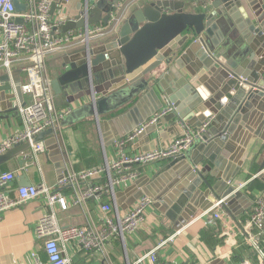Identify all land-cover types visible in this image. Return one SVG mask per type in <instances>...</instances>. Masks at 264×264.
Here are the masks:
<instances>
[{
    "label": "water",
    "instance_id": "water-1",
    "mask_svg": "<svg viewBox=\"0 0 264 264\" xmlns=\"http://www.w3.org/2000/svg\"><path fill=\"white\" fill-rule=\"evenodd\" d=\"M68 1L62 3L67 5ZM59 2L54 0L52 13ZM118 3L119 0H82L79 8L86 11L87 18L75 17L63 31L108 23ZM187 6L182 0L128 4L118 15V30L97 46L93 43L81 47L82 51H73L52 80L54 93L65 95L70 105H79L72 108L68 120L91 116L102 121L103 137L111 138V142L105 141L106 147L165 106L173 112L160 123L173 122V132L177 121L194 129L209 122L197 145L169 160L150 187L145 186L150 180L145 177L116 194L119 210L132 207L143 196L152 198L157 209L175 224L176 232L220 198L237 217L247 211V204L253 203L230 184L244 166L243 156L250 141L253 137L264 138V0H218L203 12L188 11ZM16 9L20 12L23 7L16 3ZM236 31L243 44L238 43ZM216 32L226 35L235 55L227 59L223 50L214 54L213 47L219 44L214 39ZM79 52L81 57L70 64L71 56ZM202 67L209 73V82L199 74ZM21 73L12 72V82L8 73L0 77V118L2 114L18 112L19 106L11 104L14 99L24 101ZM196 110L199 121L193 115ZM156 129L157 126L149 127L138 138ZM39 140L42 136L34 142ZM45 147L56 167L63 170L57 138L45 141ZM29 148L30 144L25 143L1 154L0 166ZM257 172V177L264 180V160ZM63 177L62 173L58 179ZM162 180L167 186H159ZM157 186L160 188L153 191ZM237 201L246 204L241 208ZM218 263L215 260L210 264Z\"/></svg>",
    "mask_w": 264,
    "mask_h": 264
},
{
    "label": "built area",
    "instance_id": "built-area-1",
    "mask_svg": "<svg viewBox=\"0 0 264 264\" xmlns=\"http://www.w3.org/2000/svg\"><path fill=\"white\" fill-rule=\"evenodd\" d=\"M136 1L119 0L108 23L87 25L60 34L59 31L67 22L74 19H68L63 13L53 17L54 0H0V69L10 73L16 64L25 63L23 72L26 80L22 82L21 90L24 97H28L18 110L20 128L0 146V155L13 147L30 144V148L19 155L23 161L21 168L16 171L0 170V215L41 198L46 199L49 212L38 221L35 234L43 242L48 264H70V259L65 255V248L70 243H76L85 252L101 254L111 264L108 245L117 239L125 246L126 236L140 229L148 210L154 206L150 197L143 196L122 212L117 207V192L137 182L143 176L144 169L180 157L191 150L209 125L207 122L201 128L194 129L185 122L177 121L178 132L170 143L148 152H132L142 132L157 126L173 112L167 106L133 132L116 140L117 158L114 161L107 160L103 165L82 171L70 168L62 179L51 186L45 182L20 186L15 191V197L9 196L8 191L20 173L34 165L39 155L46 153L44 140L35 143V139L47 131L54 136L61 133L62 122L72 111V107L64 110L56 107L47 68L48 57L65 47H83L104 40L118 30L120 11ZM197 2L192 0L194 8H199ZM16 3L23 10L17 11ZM77 16L87 18L86 11L82 9ZM19 19L23 22L18 23ZM71 208L80 210L84 222L64 227L57 211L68 212ZM226 209L225 199H217L211 209L202 215L205 225L218 227L224 212L227 213ZM240 230L256 255L255 264H264V195L255 199ZM175 236L163 240L135 264L145 260L149 264H156V251L173 242ZM165 264L177 263L168 261Z\"/></svg>",
    "mask_w": 264,
    "mask_h": 264
},
{
    "label": "crops",
    "instance_id": "crops-1",
    "mask_svg": "<svg viewBox=\"0 0 264 264\" xmlns=\"http://www.w3.org/2000/svg\"><path fill=\"white\" fill-rule=\"evenodd\" d=\"M141 1L143 0H137L135 3H140ZM182 1L187 3L188 11L196 10L203 12L205 7L216 4L218 0H198L200 5L198 9H195L191 4L192 0ZM80 2L82 0H69L67 5H64L62 0H60L57 4L58 9L52 13L53 17L60 16L63 13L68 19H74L81 12L79 8ZM105 15L104 13V17ZM59 33L64 34L65 32L61 29ZM225 36L221 32L219 34L216 32L214 39L219 44L217 47H213V49L215 50L214 54L221 50L225 51V56L228 59L235 55L236 51L232 48L233 44H227ZM236 37L239 39L238 43L243 44V40L238 31H236ZM100 43L96 42L94 45L97 46ZM81 47H65L48 57L47 68L51 80L55 79L63 70L62 66L65 63V58L70 57L73 51H82L83 48ZM79 53L78 55L71 56L70 64L73 65V59L76 60L81 57V52ZM190 62L195 63L193 60H190ZM25 65V63L19 62L10 73L0 69V77L8 73L10 75V81L12 82L13 77L11 73L21 70V80L23 82L26 80V74L23 72ZM199 74H202V77L209 82L210 76L204 70V67L200 69ZM27 100L28 97L26 96L24 97V101L16 98L11 104L20 107ZM55 102L58 110L79 106L78 103L70 105L66 96L63 94L55 93ZM2 115V118H0V146L6 138L17 132L21 125L18 112ZM193 115H195L198 121L200 120L197 110ZM63 122L64 125L62 124L61 133L55 136L57 138V145L63 156V170L56 167L46 149V153L39 155L38 161L34 165L25 172H21L16 178L8 191L9 196L12 198L15 197L16 189L20 186H26L25 183L30 182L31 185H40L45 182L51 186L59 180L58 178L62 173L65 175L70 168L76 171H82L103 165L107 160L112 162L117 158L115 143L108 147L105 145V141L108 140L111 142V138L103 137L101 120L99 122L96 118L90 116L81 120L70 121L66 117ZM172 127L173 122H167L165 125L159 123L156 130L147 133L142 139H137L131 149L132 152H148L170 143L178 132L177 128L176 132H173ZM53 136L54 134L50 133V136L42 137V140L45 143V141ZM255 139L253 137L246 147L243 156L244 166L230 184L236 189L239 188V191L243 192L251 203H254L258 196L264 195V180L257 177L258 172H253L254 168H257L264 160V138L256 139V146L254 144L256 143L254 141ZM169 162L163 161L144 169V174L140 179L145 177L147 180L150 179L145 184L146 187H150L151 183H153L164 166ZM22 163L21 157L18 156L0 166V170L16 171L21 168ZM233 167L234 164H232L230 170H233ZM165 176L169 182V177L167 175ZM211 180L214 182L213 179ZM163 184L167 186L165 180H162L159 186H163ZM159 186L153 188V191L156 192L157 188H160ZM245 204L246 202L237 201L236 205L242 208ZM252 206L253 204L248 203L247 211L238 217L229 209H226L228 214L224 212L222 221L215 228L205 225L204 219L202 218L203 213L200 217L193 219L191 223L176 232L173 229L175 224L170 223L166 219L157 209L154 202L153 208L148 210L145 222L140 229L126 236L125 246L121 240L117 239L108 245L111 258L109 261L111 264H135L138 260L147 256L163 240L169 236L176 235L173 242L156 251V264H165L168 261H173L177 264H210L215 260L220 261L218 264H243L245 262L255 264L256 255L252 246L244 240L242 231L240 230L241 223L245 222ZM126 210L121 211L125 212ZM48 212L49 208L46 205V199L41 198L13 208L0 215V264H48V257L44 250L43 242L37 239L35 234L38 221ZM57 215L61 225L64 227L78 225L84 222L83 215L78 208H71L68 212L57 211ZM65 249V255L70 259V264H109L105 261L107 259L101 254L85 252L76 243L68 244ZM141 264H149V262L145 260Z\"/></svg>",
    "mask_w": 264,
    "mask_h": 264
},
{
    "label": "rangeland",
    "instance_id": "rangeland-1",
    "mask_svg": "<svg viewBox=\"0 0 264 264\" xmlns=\"http://www.w3.org/2000/svg\"><path fill=\"white\" fill-rule=\"evenodd\" d=\"M198 3V5H199V2H197ZM208 5V4H207ZM200 6V5H199ZM207 7H209V6H207ZM62 124L64 125V122H62ZM50 133L51 132H49V131H47V132H45V133H43V135H42V137H45V136H50ZM52 134V133H51ZM106 261V260H105ZM107 262V261H106ZM108 263V262H107Z\"/></svg>",
    "mask_w": 264,
    "mask_h": 264
},
{
    "label": "trees",
    "instance_id": "trees-1",
    "mask_svg": "<svg viewBox=\"0 0 264 264\" xmlns=\"http://www.w3.org/2000/svg\"><path fill=\"white\" fill-rule=\"evenodd\" d=\"M257 170H258V167L257 168H254V171L253 172L254 173H257Z\"/></svg>",
    "mask_w": 264,
    "mask_h": 264
}]
</instances>
